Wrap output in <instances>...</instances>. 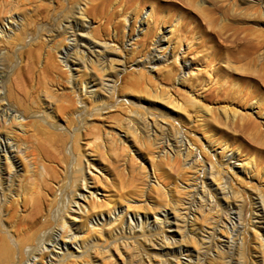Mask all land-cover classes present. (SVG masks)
I'll list each match as a JSON object with an SVG mask.
<instances>
[{
  "label": "rangeland",
  "instance_id": "1",
  "mask_svg": "<svg viewBox=\"0 0 264 264\" xmlns=\"http://www.w3.org/2000/svg\"><path fill=\"white\" fill-rule=\"evenodd\" d=\"M22 1L0 0V26L5 30L4 35L0 32V67L4 68L3 84L0 92L3 93L6 90L7 95L12 93L13 97L11 98L13 100L8 98L10 105L18 110L21 115H24V117L22 116L24 119L22 120L23 126L21 129L14 127L15 124L8 126L9 124L0 122V145L3 141H6L2 137L4 133L10 131L7 138L15 151L14 156L12 155L13 157H9L8 160L2 159L0 163V264H15L23 261L24 257L19 261L20 256H18V251L14 250L15 245L13 240L10 239H15V235L19 234V237H21V232H23V229L26 230L27 224L31 220L35 223L37 222L35 228L38 226L40 228L39 231L43 228L44 232L50 236L54 235L60 240L59 236L68 228L66 226L61 228L55 223L59 220V213L60 215H65V220L72 219L67 213L65 214V208L70 204L71 198H74L75 194L81 191V188L79 189L81 183L79 182H81L80 178L82 176L86 178L89 188L94 189L96 187L98 190L94 196L87 197L82 201L84 208L80 212V217L73 219L77 227L81 225L80 223L84 222V227L80 231L79 237L75 238L76 244H79L82 240L87 241L88 239L89 241L95 234L97 235L102 232L104 235L98 234V236H104L101 237L102 242L104 244L111 242L110 244H114L117 248L116 250H119V252L114 253L115 247H112L114 245L108 244V246L112 247H108L109 251H111L110 253H112V258L110 259L107 255L108 252H104V254L99 253V264H120L121 257V260L125 261L130 256H132L131 261H135V259L144 253L149 254L151 257L150 264H156V262L169 264V260L166 258L170 255H165L162 252H172V255H175V250L174 253L171 250L172 245L159 241L164 244L163 247L166 250H170L165 252V250L159 251L155 249L154 243L157 241H151V247L144 244V241L140 239L132 241L128 238L125 227H123L126 224L127 217L121 215V212L119 215L122 218H118L119 222L116 220L113 225L103 227L102 229H99L100 225L90 227L94 223V220H98L100 214L106 216L109 208L110 210L113 208L116 211L121 209L122 214L126 211L128 215L138 213L143 216L146 214L150 216L149 220L153 219L152 214L158 213L159 210L182 213V211H179L181 210V203L187 202V199L190 197L189 195L193 194L191 182L197 173L194 172L195 170L192 167H189L186 163L187 158L181 154L173 151L167 154L160 153V148L155 143L156 140L151 135L147 136L140 127L141 122H144V120H155L156 125H160V120H164L163 124H168L167 126H169L164 135H168L170 138L171 136L178 139L181 137L188 138L191 150L198 154L200 153V157L206 163L213 161L209 149L205 147L207 141H211V146L216 148L217 151L219 150L217 148L219 144L222 142L227 143V154L234 153V156L237 155L239 157L237 161L239 164L250 158L253 160V167H255L247 176L237 171L236 168H234V171L236 170L237 173L229 170L228 175L231 176V180H228L227 185L230 187L229 189L232 194L224 197V199L222 198V200L220 198L221 195L220 197L218 196L217 203L210 207L203 201H198L196 215L189 214L187 216V219L193 223L192 227L195 228L193 229L192 236H184L181 242V238L178 237L176 231L178 227L180 228L178 229L179 231L184 229L180 225H175L172 227V231H166L167 234H176L169 241L172 243L176 239L174 245H178L181 242L180 244H186L190 249H199L201 252L205 251V248L202 247L206 243H203L199 239L202 236H206L207 232H210L214 228L213 226L219 222L217 230H214V235L208 241L210 246H208L209 250L205 252L207 257L205 258V262L206 264H224L226 258L221 253V250L225 251L222 245H224V241L227 239H232L230 238V232L232 231H230L228 224L231 225L233 223L235 227L238 226L236 220L228 219L230 215L228 205L238 202L240 205L238 222L243 232L239 234L242 238L238 239L240 240L238 242L241 244L234 247L236 249L230 264H264L261 262L264 252L259 247L264 242L262 239L264 236V225L263 223H259L263 222V218H261L260 212L257 214L253 212L254 207L252 205L255 194H261L262 198H264L263 118L261 115L257 116L254 114L257 109L254 108V111L251 112L248 105L244 103L239 104L240 108L231 99H219L220 101L212 100L209 102L210 99L205 101L201 91L204 87V82L196 80L192 81V83L191 79H189L190 76H193V74H196L200 70L201 65L195 59L196 56L194 54H186V43H184L183 37V30L185 28L190 29L193 27L192 32H199L197 25L201 23L204 17H207L213 18V24L215 25L214 33L212 32L213 38H208L209 42L207 44H210V47H214L215 44L218 45L219 41L222 42L224 40L222 43L224 45L228 44V49L226 48V50H230L231 53L233 52L231 48H235V46L241 47L239 45L242 43L244 45L249 43L254 44L257 35L260 32L264 33V11L261 15L256 14L254 16L253 12L249 13L250 15H246L245 13L248 10H245V13H243V9L245 7V9L251 7L262 8L264 0H86L84 3L87 6L84 4V9H86L84 12L87 19L85 20L89 26V31H87L90 33V37L96 41L101 40L103 38L101 35L103 36L104 34V25H111L110 30H108L112 32L113 24H117L118 48L114 49L116 54L114 58H120L124 62V65H126L124 70L119 73L116 85H114V92L110 96L103 89L99 88V85H95L92 97L87 96V94L79 95L80 82H84L85 84L86 81H90L96 75H102L103 72L99 70V66L93 63L89 65L90 69L92 68L91 70H84L80 67L78 71H74L73 73V70H66V66L62 64L61 58L55 52L51 53L49 51L53 43L54 46L57 45L58 47H64L69 43L68 40H64V36L66 35L60 33L61 31L58 32L59 37H55L54 41H49L50 33H56V26L63 24L64 20H66L63 18L66 13L65 11H67L69 6L72 9L77 4L81 5L80 0ZM232 7H236V10L237 8L239 10L243 8L241 14L239 10L236 11L237 13L231 12ZM65 8L66 10H64ZM156 17L159 19L164 18V21L161 19V21L156 22ZM9 18L12 19L9 20ZM144 18L147 19L148 24H143L140 27V31H137L139 21ZM53 19L56 20L52 21ZM105 19H108L107 22ZM11 21L13 24H10L12 23ZM57 22L58 24H56ZM174 25H178L179 27H177H181V29H178L179 31H171L170 33L161 32L162 29L174 30ZM9 29L11 30L9 31ZM149 29L156 31L151 36L153 38L154 36L156 38L160 32L163 33H160L163 43L158 44L156 54L158 53L164 60L155 63L152 67L135 65L136 61L142 60L149 54V49L152 46L154 48L153 38L151 40V37H147V41L143 40ZM128 38H132L130 40L132 43L125 46V40ZM113 44L115 43H110L112 49L114 48L112 47ZM184 61H187L190 68L181 70V64ZM230 63L234 65L233 67L237 65L233 62ZM251 66L249 67L251 69L249 71L251 72H247L249 73L248 76L252 75L250 73H253L254 76L258 74L260 76V72L264 71V62L262 61H257V64ZM71 73L74 74L73 78ZM237 73L235 76H230L231 79H235L237 76V79L243 80L244 78L238 76ZM70 77L73 80L76 77L77 84L75 88H71L70 84L66 81ZM249 80V84H252L253 82ZM253 85L259 92L264 91V84L262 82H259L258 85L255 83ZM154 92H157L160 96L162 95L161 98L163 100H166L169 96L176 100L178 99L184 105H188L191 101L189 105L191 104L193 109L190 108L187 111V108L184 109L182 107L180 115L161 117L160 115L164 113L157 109L160 101L152 95ZM196 92H200V96ZM7 97H10V95ZM17 99H19L20 103ZM102 100L104 102L101 104ZM192 100L195 103V108L194 104L192 105ZM197 103L200 108H198ZM201 104L206 108H203L204 110L208 108L210 113H214H209L208 117L202 114L203 119L207 120L202 121L201 117L200 122L203 125H200L201 123L199 122V124L195 120V112L196 115H200L204 111L201 108ZM222 106L226 107H224L227 109L226 111L230 108L226 113L227 115L223 113L226 111ZM183 109L186 112H183ZM199 109H202V111ZM231 109L239 111V114L235 111L237 113L234 117L235 119L230 115L233 111ZM243 112L245 118L241 117L240 113ZM192 113L194 115H191ZM130 114H138L139 120L142 121L133 125L130 122L128 125L127 117ZM186 114L188 117H185ZM246 115L254 122L248 121ZM213 117L214 119H212ZM231 117L233 118V122L230 120ZM224 118H228L227 122ZM239 118H243V122H239ZM244 120L246 123H244ZM255 123L258 126H255ZM127 125L128 130L130 129L129 131L133 132V136L131 135V140L129 141H122L120 138L121 134L119 137V133L126 130ZM134 127L135 131H133ZM209 129H211L212 135L211 132L209 133ZM0 153L2 154L1 149ZM72 159H76V164L78 165H75L74 162L72 164ZM85 159L90 160L91 163L93 162L90 172H86ZM151 162L159 178V184L151 182ZM244 167L246 168V165ZM73 168H77L79 172ZM221 172L219 173L221 174L220 176H224L225 174ZM9 176H12V185L7 181ZM219 179L217 181H220V184H224V179ZM205 180L209 183L207 176ZM84 191L88 192V190ZM38 194L39 196L41 195L40 199H38ZM54 195H56L58 211H60L58 212V217L57 214L55 215L56 218L51 211L52 206L56 204L53 199ZM40 200L43 204H40ZM36 201L40 204L38 209L39 207L41 208L34 215V219H31L29 216L31 204H37L38 202ZM158 217L161 218L160 215ZM52 219L55 221L52 222ZM120 223L123 224L122 227ZM261 225L262 228L260 227ZM88 226L89 228L85 229ZM108 228L110 230L114 228L118 233L114 232V236H112ZM220 229L222 230L219 231ZM156 231H158V228L149 233L159 238L161 232ZM89 232L92 233L88 234ZM109 233L111 236H109ZM105 238H107V241ZM2 240H6L8 247H10L8 249L6 246L9 251L8 255L2 251L5 248V246L3 247L4 242ZM97 240L98 242L101 241ZM65 241L69 243L70 240L65 238ZM140 241H143V244ZM73 245L75 246L74 243ZM47 247L51 248L49 245ZM58 250L57 248H53L49 255H46L47 252L45 250H41L35 258L26 261L28 258L26 257L25 261L21 264H41L40 258L42 255L40 254L44 253L45 256H43L42 262L43 264H48L49 260L53 261L51 259L52 252ZM146 250L149 251L146 252ZM78 251L81 252V248ZM190 256L194 260V253ZM186 258H189L186 254L179 255V259L181 260H186ZM71 259L75 260L76 258ZM84 260L86 261L84 262ZM86 262L87 258L84 256L79 261L80 264H87Z\"/></svg>",
  "mask_w": 264,
  "mask_h": 264
},
{
  "label": "bare ground",
  "instance_id": "2",
  "mask_svg": "<svg viewBox=\"0 0 264 264\" xmlns=\"http://www.w3.org/2000/svg\"><path fill=\"white\" fill-rule=\"evenodd\" d=\"M80 2H81L82 6L77 4V6L75 5L72 9H70V6L68 7L67 11H65L67 14L65 13V16H63V18H65L66 20H64L65 22L63 24H59L58 26H56V29H55L56 33L55 34L53 32L50 33V31H48L51 34L49 41L53 40L55 37H57L59 35L58 32L61 31L60 33H62L63 35H66V36H64V40H68L69 43H67L66 46H64V47H62V46L58 47L57 45L54 46V43H53V45L51 44L49 51H51V53L55 52V54H57V56L61 58L62 64H64V66H66V68H67L66 70H69V71L73 70V73H74V71H78V69H80V67L84 70L85 69L89 70L90 69L89 65H92L93 63L98 65L99 70H101V72H103V74L100 76L96 75L93 79H90V81H86L85 84H84V82L83 83L80 82L81 85H80V89H79L80 90L79 95L81 96V95L87 94V96L92 97V95L94 93L93 87L95 85H99V88L103 89V91H105L106 94L108 96H110L114 92L113 91L114 85H116V82H117L116 79L118 78L119 73L122 72V70H124V68L126 67V65H124V62L122 60H120V58H117V59L114 58L116 55L114 49L118 48L117 47L118 26H117V24L114 23L112 26V32H110L109 30H110L111 25H109V26L104 25V28H103L104 34H103V36L101 35V37H103V38L101 40H97V41L93 40L90 37V33L88 32L89 26L86 22L87 19H86V15L84 12L86 10V9H84V4H85L84 2H86V0H80ZM60 6H62V5H60ZM235 8L236 7H234V8L232 7L231 12L232 11L236 12L237 10H239V8H237V10ZM245 8L244 9L242 8L244 11V12L243 11L242 12L245 13V10H248V12L245 13L246 15L249 13L251 14L252 12H253L254 16L256 14L261 15L264 11V6L262 8L261 7H251V8L247 7L248 9H245ZM64 10H66V8ZM241 10H239L240 14H241ZM87 11H88V9H87ZM8 17H10V16H8ZM109 17H111V16H109ZM109 17H108V19H110ZM158 17H156L157 19H155L156 22L161 21V19H162V18L159 19ZM11 19L9 18V20H11ZM147 19L144 18L143 20L139 21V26H138L137 31H140V27L143 24H145V23L148 24ZM212 19L204 17V19L201 21V23L199 25H197L198 27L196 26L197 30H199V32L198 31L192 32L193 27L190 29L185 28L183 30L184 31L183 37H184V41H185L184 43H186V54L187 55L194 54L196 56L195 59L198 61V63H200L199 65H201L200 70H198V72H196V74L192 73L193 76H190L189 79H191V82L192 81L194 82L196 80H198L202 83L204 82V84H203L204 87L202 88L201 91H202V96L205 99V101L210 100V99L211 100L209 102H211L212 100H219V99L220 100L221 99L222 100L223 99H226V100L231 99V100H233V103L236 104V106H239V104L244 103V104L248 105L251 112L254 111L253 110L254 108L257 109V110H255L254 114H256L257 116L261 115L263 118V121H264V91L259 92L256 89V87H254V85H253L254 83L258 85L259 82H262L264 84V71L260 72V74H261L260 76H259V74L254 76L253 73H250L252 75L248 76L249 73H247V72H251V71H249V70H251L249 67H252L251 65H253V64H257V61L264 62V33L259 31L260 35L259 34H258L259 36L257 35V39L255 38L256 40L254 41V44L249 43L247 45H244V43L240 42V43H242L241 45H239L241 47L235 46V48H231V49H233V52H231L232 53L231 54L230 50H228V51L226 50V48L228 49V47H227L228 44L226 43L227 45H224L222 43L224 40L222 42L219 41L218 45L215 44L214 47L212 45H211L212 47H210V44H207L209 42L208 38H210V39L213 38L212 32L215 28V25L213 24ZM54 20H56V19H53L52 21H54ZM107 20H106V22H107ZM162 21H164V18L162 19ZM10 24H13V22ZM56 24H58V22ZM14 25H16V24H14ZM177 26L176 25L173 26L174 30L162 29L161 32H163V33L169 32L170 33L171 31H176V30L179 31L178 29H181V27L178 28L179 26L178 27ZM10 30L11 29H9V31ZM4 31L5 30H3V27L0 26V32L3 33V35H4ZM154 32H156L154 29L153 30L149 29V31H147V34H145V36H144L145 39H143V40H146L147 37L149 38L152 35H154L155 34ZM160 33L157 34L156 38H155V36H154V38L151 37V40H152V38L154 39V40H152L153 43L155 44V45L152 44V45H154V48L152 46L151 48H153V49H151V48L149 49L150 50L149 54L146 57L143 56L145 58H143L142 60L139 59L138 61H136V63H134L135 65L144 66V67L145 66H147V67L151 66L152 67L153 65H155V63L164 60L162 56L158 55V53L156 54V50L158 49V44L163 43V40L160 37V35L163 33H161V34ZM60 36H62V35L60 34ZM47 39H48V37H47ZM131 39L132 38H128L127 40H125L126 41L125 46L131 45V43H132L130 41ZM221 39H223V38H221ZM225 39H227V38H225ZM56 40H58V39L56 38ZM57 43H58V41H57ZM110 43H115L112 45V47H114L113 49L111 48ZM178 45H177V47L181 46V45H179V46ZM167 46H166V48H167ZM28 50H30V49H28ZM176 56H177V54H176ZM46 57H47V55H46ZM173 57H174V55H173ZM113 61H115V62H113ZM181 61H183V60H181ZM230 62H233L234 64L236 63L237 65H235V67H233L234 65H232V63H230ZM189 68H190V66L188 65L187 61L182 62L181 70L189 69ZM3 69L4 68L0 67V88H2V84H3V79H2V77L4 76V70ZM237 72H239V73H237ZM236 73L238 74V76H240L244 79L246 78L245 79L246 81L244 79L243 80L237 79V76L235 79H231V77L235 76ZM58 74H60V73H58ZM93 75H94V73H93ZM187 75H189V74L187 73ZM71 76L73 78L74 74L71 73ZM72 78L71 77L67 78L66 81L70 84L71 88H75L76 84H77L76 83V77H74L75 80H73ZM249 79L253 82L252 84H249V82H248ZM191 82H189V83H191ZM82 84H83V86H82ZM198 84H197V86H198ZM9 90L11 91L10 88H9ZM7 92H9V91H7ZM196 93H198V92H196ZM11 94H9L10 97H7L9 95H7L6 90L3 93L0 92V122H4V124L5 123L9 124L8 126H12L13 124H15L14 127H19L21 129V127L23 126L22 120L24 119L23 118L24 115H21V113L18 112V110H16L14 107H12L10 105V103H9L10 100L8 101V98L13 97V95H11ZM106 94H105V96H106ZM200 94H199V96H200ZM152 95H154V97H156L160 101L159 102L160 105L157 106L158 107L157 109H159L162 113H164V114L160 115L161 117H164V116H170V117L173 116L174 117L176 115H180V113L182 112V107L184 109L187 108L186 109L187 111L190 108L193 109V107H191V104L189 105V103H191V101L188 98L187 99L190 102L188 103V105L187 104L184 105L183 102H179L178 99L176 100L175 98H171L169 96L166 100H163V98H161L162 95L160 96V94H158L157 92H154ZM11 99L13 100V98H11ZM187 99H186V101H187ZM18 100L19 99H17V101ZM137 100H138V96H137ZM118 101H120V100H118ZM103 102L104 101L102 100L101 104ZM152 103H154V102H152ZM193 104H194V108H195V103L192 100V105ZM81 105H82V101H81ZM201 105H202L201 108L203 109L204 106H203V104H201ZM101 106L103 107V105H101ZM197 106H198V103H197ZM224 107H223V109L226 111L227 109H225L226 107L225 108ZM198 108H200V107L198 106ZM219 108H221V107H219ZM202 109H199V110L202 111ZM204 109H206V108H204ZM216 109H217V107H216ZM229 109H228V111H229ZM103 110H104V108H103ZM231 110H233V109H231ZM228 111L223 112V113L226 114ZM235 111L237 113L239 112L237 110H235ZM235 111L233 110L232 113H230V115L233 118L237 115V113ZM256 111H257V113H256ZM183 112H186V111L184 110ZM218 112H219V110H218ZM209 113H210V110L208 108H207V110H204L203 113L201 112L200 115H196V112H195L196 122L198 121V123H199L201 121V117H202V121L205 120V118L203 119V115H205V116L207 115V117H208ZM211 113H213V112H211ZM240 114H241V117L245 118V115H243L244 112L240 113ZM191 115H194V114L192 113ZM191 115H189V116H191ZM247 115H246V117L248 118L247 120L249 121L250 119ZM185 117H188L187 114ZM210 117H212V116L210 115ZM210 117H209V119H210ZM226 117H228V116H226ZM232 117L230 120L233 122ZM127 118H128V120H127L128 125L130 122L133 125L139 121H142V120H139L138 114H134V115L130 114ZM191 118H192V116H191ZM212 119H214V117ZM227 119H225L226 122H227ZM240 119L241 118H239V122L240 121L243 122L242 121L243 118L241 120ZM154 121L153 120H144V122H141L140 127L143 130V132H145L147 134V136L151 135L156 140L155 143H156V145H158V148H160L159 152L162 154H167V153H170V151H173L177 154H181L183 157L187 158L186 163L189 165V167H192L195 170L194 172L197 173V175L194 176V178L192 179V182H191L193 194L189 195L190 197H189V199H187V202L181 203L182 206L180 208L181 210H179V211H182V213L177 212V211H175V212H177V213H175L172 211L159 210L158 213L152 214L153 219L149 220L150 216H148L146 214H144L143 216H141L138 213H132L131 215H128V213L126 211L122 214L121 209L119 211H116L113 208H112V210H110V208H109L106 216H103L102 214H100L98 216L99 221L94 220V223L90 227L100 225L99 229H102L103 227L113 225L116 222V220H117V222H119L118 218H120V217L122 218L121 215H125L127 217L126 218L127 221H126L125 226H123V227H125V230H126V231L125 230L124 231L127 233L128 238H130L132 241L133 240L135 241L136 239L137 240L140 239V240L144 241V244H147L150 247H151L150 244L152 243L151 241H157L156 243H154L155 249H157L159 251L165 250V252H168L170 250H166L165 247H163V245L164 244H171L172 245L171 250H173V253L175 250V255H172V252L171 253L162 252L165 255H170V256H167V258H166L167 260H169V264H206L205 258H207V257L205 255V252L209 250L208 246H210L208 241L214 235V230H217L216 228H217V225L219 226V222H217V224H215L213 226L214 228L210 232H207L206 236H202L199 239L203 243H206V245H203V247L201 246L202 248H205V251L203 250L201 252L199 249H196V250L190 249L186 244H184V245L180 244L183 241L184 236H186V237L192 236V233L194 231L193 229H195L192 227V225H193L192 221L188 220L187 216L189 214L196 215L195 213H196L197 202L200 200L203 201L206 205H208L210 207V206L217 203L218 196L220 197V195H221V197H220L221 200H222V198L224 199V197L230 196L232 194V192L229 189L230 187L227 185V183L229 182L228 180H231V176L228 175L229 170L233 171L234 173H237V171H239V172L243 173L245 176H247L250 174V171H252L253 168H255V167H253L254 163L252 164L253 160L248 158L247 160H245L244 162H241L239 164V162H237L239 160V157L237 155L234 156V153L227 154V150H228V144L227 143L222 142L221 144H219V146L217 147L219 150L217 151L216 148L211 146V144H210L211 141L210 142L207 141V144H205V147L207 149H209V152L211 153L213 161L206 163L200 157V155H199L200 153L198 154V153L193 152L191 150L190 141L188 138L181 137L178 139V138H172V136L170 138V136L164 135V132L168 130V127H169V126H167L168 124H163L164 120L163 121L160 120L161 122H159V123H161V124L156 125V123ZM174 121L177 122L175 119H174ZM205 121H207V120H205ZM251 121L254 122L252 119L250 120V122ZM244 123H246L245 120H244ZM263 124H264V122H263ZM128 125L126 126L127 127L126 130L119 133V137L121 134L120 138L122 141L123 140H126V141L131 140V135L133 132H130L129 131L130 129L128 130ZM200 125H203V124L201 123ZM256 125H257V123H255V126ZM8 128H11V127H8ZM133 131H135V127H134ZM210 132H211V129H209V133ZM9 133H10V131L7 133H4V135L2 136L3 139L6 141H3V143L0 145V149L2 152V154L0 153V163L2 162V159L8 160L9 157H13L15 154L14 148L12 147L11 142L8 141V138H7ZM262 133H264V131ZM212 134L213 133L211 132V135ZM208 137H211V136H208ZM215 141H217V140H215ZM173 152H171V153H173ZM236 152H237V150H236ZM76 161H77L76 159L75 160L72 159L71 163L73 164V162H74L75 165H78V164H76L77 163ZM85 163H86L85 164L86 172H90V169L93 166V164H92L93 162L91 163L90 160L85 159ZM243 165L244 166L246 165V168ZM150 167L152 169L151 182L159 184V178L156 175V170H155L152 162L150 163ZM216 167H218V168L216 169ZM234 168H236L237 171L236 170L234 171ZM73 169L75 171L79 172V170L77 168H73ZM81 169H80V172L82 171ZM220 171H222L225 175L220 176L221 175V174H219ZM78 175L82 176L81 174H78ZM205 175L207 176V180L209 179V183L206 182V180H205L206 176ZM219 178L224 179V184H220L219 183L220 181L219 182L217 181ZM80 180H81V182H79V183H81V184L79 186V189L81 188V191L77 192L75 194L74 198H71L72 200L70 201V204L67 206V208H65V211H66L65 214L67 213L70 217H72V219L70 218L71 220L70 219L65 220L64 219L65 215H60V213H59V216H60L59 220L56 219L58 221H56V223L54 222L56 225H58L61 228H64L65 226H66V228H68V229H65L62 232V234L59 236L60 240H58V238L56 236H54V235L50 236L49 234L44 232V230H42L43 228L41 229L42 231L41 230L39 231L40 228L38 226L35 228L37 222L35 223L33 220H31L29 223L30 225L27 224L28 227H26V230L23 229V232H21V237H19V235H20L19 234V235H15V239H12V238L10 239V240H13V243L15 245L14 250L18 251V254H19L18 256H20L19 257L20 260L19 259H17V260L21 261L23 257H24L23 261H25L26 257H28L26 259V261L31 260L32 258H35L36 255L38 253H40L41 250H45L47 252L46 255H49V253L53 250V248H57V249H59L58 251L52 252L51 259H53V261L49 260L48 264H76V263L80 264L79 261H80V259H82L83 256L87 258V262H86L87 264H99L100 263V262H98V259H100L99 253L104 254V252H108L107 255L110 257V259L112 258L111 257L112 253H110L111 251H109L108 247L109 248L115 247L114 250L112 249L114 253L119 252V250L118 251L116 250L117 248L114 244H110L111 242H109L108 244L114 245L112 247H110V246H108V244H104L102 242L103 240L101 239V237H104V236H98V234L102 235L103 234L102 232L98 233L97 235L93 234L95 238L93 237L89 241H88V239H87V241L82 240L79 242V244H76L75 238L79 237V233H80V231H82V228L84 227V222L80 223L81 225L77 227V224L73 221V219H75L76 217H80V212L84 208V204L82 203V201L85 200V198H87V197L94 196L98 190V188H96V187L94 189L89 188L87 180L85 177L82 176V178H80ZM7 181L12 185V183H11L12 176L11 177L9 176ZM75 181H76V179H75ZM75 184H76V182H75ZM211 186H213V187H211ZM84 190H88V192L84 191ZM36 192H38V191H36ZM236 192H238V191H236ZM38 196H39V194H38ZM40 196L38 199H40ZM43 198H45V197H43ZM53 199H54L56 204H54L55 206H52V210L51 209L50 210L52 211L54 217L56 218L55 215L57 214V217H58V212H60V211H58L56 195H54ZM234 200H235V198H234ZM38 201H36V202H38ZM40 204H43L42 201ZM40 204H39V202L37 204L36 203H34L33 205L31 204V211L29 214L31 219H34V215L37 214V212H39L38 210L41 207H39V209H38V206H40ZM252 205L254 207L253 212H255L256 214L260 212L261 218H263V222H259V223H263V225H264V198H262L261 194L260 195L255 194V197L253 198V201H252ZM71 206H73V207H71ZM208 206H207V208H208ZM239 206L240 205L238 204V202H233V203H231V205H228L229 214H230L228 219L236 220V223L238 224V226L235 227L233 223L231 225L228 224L230 231H232V232H230L231 233L230 238H232V239H227L226 241H224V245H222L223 249H225V251L221 250L222 251L221 253L224 254V257L226 258L224 260V264H230L232 262L233 253L235 252V249H236L234 247H236V245H238V244H241L240 242H238V241H240L238 239L242 238L239 236V234L241 232H243V231H241L240 226H239V222H238ZM115 212H117V213H115ZM120 212H121V215H119ZM158 215H160L161 218H159ZM53 221H55V220L52 219V222ZM131 221H132V223H131ZM122 225L123 224H121V227H122ZM175 225L176 226L180 225L184 229L182 231H179L178 229H180V228L178 227V229L176 231L178 237L181 238V240H180L181 242L179 241L180 243L178 245H174L176 243V241H175L176 239H174V240L172 239L173 240L172 243L169 241V239L174 237L175 233L174 234H172V233L167 234L166 233V231L167 232L172 231V229H173L172 227ZM222 225L225 228H227L223 223H222ZM86 226H87V224H86ZM260 227L262 228V225ZM87 228H89V226L86 227L85 229H87ZM157 228H158V231L161 232L159 238H158V236H155V235H152V233L151 234L149 233L150 231H153ZM263 229H264V227H263ZM122 230H123V228H122ZM221 230L222 229H220L219 231H221ZM145 231H147V233H145ZM158 231H156V232H158ZM178 231H179V233H178ZM201 231H203V230L201 229ZM114 232L118 233L116 230H114V228H113V230L112 229L110 230V233L112 236H114ZM90 233H92V232H89L88 234H90ZM110 233H109V236H111ZM123 234H124V232H123ZM115 236H116V234H115ZM96 237H98V238H96ZM65 238H68L70 240L69 243L66 242L67 240L65 241ZM97 239H99V241L100 240L101 241L98 242ZM106 239L107 238H105V240ZM262 239L264 240V236L262 237ZM159 241H161L164 244H162ZM230 241H231V243H230ZM2 242H4L3 247L4 246H5V248H6V246L8 247V245H7L8 243L6 240L5 241L2 240ZM73 243L75 244V246L73 245ZM234 243H235V245H234ZM47 245H49V247H51V248H48ZM56 245H59V246H56ZM259 247H261V249H263V252H264V242L262 244H260ZM5 248H3L2 251L8 255L9 251L7 250V248H6V250H4ZM9 248L10 247H8V249ZM80 248H81V252L78 251V249H80ZM148 251L146 250V252H148ZM149 253H151V252H149ZM192 253H194V255H195L194 260H192V258H190L191 257L190 255H192ZM97 254H98L99 258L97 257ZM181 254H186V255H188L189 258L188 259L186 258V260H181V259H179V255H181ZM40 255H42L40 258V263L43 264L42 258H43V256H45V253L40 254ZM119 255H121V254H119ZM117 256H118V254H117ZM102 257H104V256H102ZM133 257H136V256H133ZM140 257L135 259V261H131L132 256H130V258L128 260L126 258L125 261L121 260V258H122L121 257L119 263L120 264H150V261H151L150 258L151 257L149 256V254L144 253V254H141ZM71 258H76V259L74 260ZM23 261H21V263ZM85 261L86 260H84V262ZM222 261H223V259H222ZM222 261H220V262H222ZM261 262L264 263V257L261 258ZM21 263L17 262L15 264H21ZM156 264H161V263L156 262Z\"/></svg>",
  "mask_w": 264,
  "mask_h": 264
}]
</instances>
